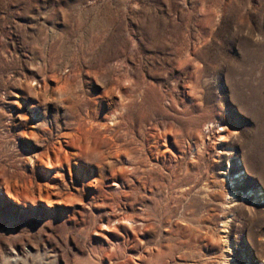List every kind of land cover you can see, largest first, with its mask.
Here are the masks:
<instances>
[{"label":"rangeland","instance_id":"obj_1","mask_svg":"<svg viewBox=\"0 0 264 264\" xmlns=\"http://www.w3.org/2000/svg\"><path fill=\"white\" fill-rule=\"evenodd\" d=\"M11 256L264 264V0H0Z\"/></svg>","mask_w":264,"mask_h":264},{"label":"bare ground","instance_id":"obj_2","mask_svg":"<svg viewBox=\"0 0 264 264\" xmlns=\"http://www.w3.org/2000/svg\"><path fill=\"white\" fill-rule=\"evenodd\" d=\"M230 196L232 197L233 194H231ZM13 256H14V255H13ZM11 257H12V256H11ZM18 260H19L18 257L15 256L14 258L12 257L9 261H7V260H6V261L9 262L10 264H15L16 262H18ZM3 261H4V260H3Z\"/></svg>","mask_w":264,"mask_h":264}]
</instances>
